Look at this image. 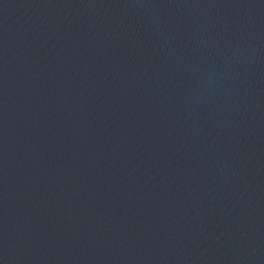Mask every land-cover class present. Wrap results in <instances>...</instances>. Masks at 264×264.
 Here are the masks:
<instances>
[{
    "label": "water",
    "instance_id": "water-1",
    "mask_svg": "<svg viewBox=\"0 0 264 264\" xmlns=\"http://www.w3.org/2000/svg\"><path fill=\"white\" fill-rule=\"evenodd\" d=\"M0 264H264V0H0Z\"/></svg>",
    "mask_w": 264,
    "mask_h": 264
}]
</instances>
